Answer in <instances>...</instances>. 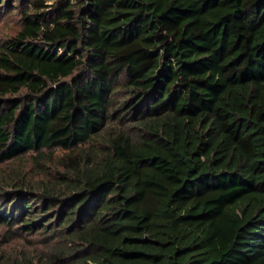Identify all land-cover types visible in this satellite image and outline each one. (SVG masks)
Listing matches in <instances>:
<instances>
[{
  "label": "trees",
  "instance_id": "trees-1",
  "mask_svg": "<svg viewBox=\"0 0 264 264\" xmlns=\"http://www.w3.org/2000/svg\"><path fill=\"white\" fill-rule=\"evenodd\" d=\"M27 4L0 163L73 155L60 189L0 187L1 223L57 238L0 264H264V0Z\"/></svg>",
  "mask_w": 264,
  "mask_h": 264
},
{
  "label": "rangeland",
  "instance_id": "rangeland-1",
  "mask_svg": "<svg viewBox=\"0 0 264 264\" xmlns=\"http://www.w3.org/2000/svg\"><path fill=\"white\" fill-rule=\"evenodd\" d=\"M8 7L0 8V45L6 44L14 38L22 27L21 10L27 7V0H6ZM49 9V8H48ZM99 143V141H98ZM88 146V143L85 144ZM46 155L37 156L36 151H30L22 156L0 163V187L11 189L17 181L40 190L41 185H55L56 189L62 187L61 175L67 174L65 165L72 152L60 147L45 148ZM52 152V153H49ZM47 244L40 234H30L9 228L0 222V253L17 255L22 250L31 248L45 249L54 247L55 241L51 238Z\"/></svg>",
  "mask_w": 264,
  "mask_h": 264
}]
</instances>
